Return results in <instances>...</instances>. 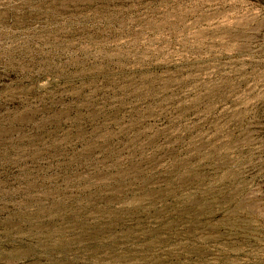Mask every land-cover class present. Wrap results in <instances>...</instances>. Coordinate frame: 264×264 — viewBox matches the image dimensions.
<instances>
[{
	"label": "rangeland",
	"instance_id": "1",
	"mask_svg": "<svg viewBox=\"0 0 264 264\" xmlns=\"http://www.w3.org/2000/svg\"><path fill=\"white\" fill-rule=\"evenodd\" d=\"M0 264H264V0H0Z\"/></svg>",
	"mask_w": 264,
	"mask_h": 264
}]
</instances>
